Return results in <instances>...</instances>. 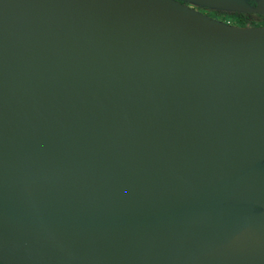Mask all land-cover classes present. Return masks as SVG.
<instances>
[{
    "label": "water",
    "instance_id": "water-1",
    "mask_svg": "<svg viewBox=\"0 0 264 264\" xmlns=\"http://www.w3.org/2000/svg\"><path fill=\"white\" fill-rule=\"evenodd\" d=\"M263 162L264 26L173 0L0 5V264H191L262 213Z\"/></svg>",
    "mask_w": 264,
    "mask_h": 264
},
{
    "label": "bare ground",
    "instance_id": "bare-ground-1",
    "mask_svg": "<svg viewBox=\"0 0 264 264\" xmlns=\"http://www.w3.org/2000/svg\"><path fill=\"white\" fill-rule=\"evenodd\" d=\"M15 0H0V5ZM30 194L36 189H27ZM261 215L252 217L251 224L232 237L227 243L219 244L209 251L198 254L191 264H256L264 261V203ZM237 236V237H236ZM231 246V247H230ZM230 248L224 255L222 249ZM221 250V251H220Z\"/></svg>",
    "mask_w": 264,
    "mask_h": 264
},
{
    "label": "flooded vegetation",
    "instance_id": "flooded-vegetation-1",
    "mask_svg": "<svg viewBox=\"0 0 264 264\" xmlns=\"http://www.w3.org/2000/svg\"><path fill=\"white\" fill-rule=\"evenodd\" d=\"M203 16H206L210 19L219 21V22H226L228 21L229 24L231 26H233L234 24V16H232L230 14V12L233 11H222V10H217V9H210V8H206V7H202L199 5H196L194 3L191 2H187V1H183V0H173ZM245 1V3H247L249 6L251 7H256L259 3H263L264 4V0H243ZM237 13V12H236ZM238 13H243V12H238ZM246 14H251L250 16H257L260 20H261V16H263L264 14H258V13H246ZM248 16V18L250 17ZM262 168L264 170V162L262 165ZM253 212H260V208L255 207L253 208Z\"/></svg>",
    "mask_w": 264,
    "mask_h": 264
},
{
    "label": "trees",
    "instance_id": "trees-1",
    "mask_svg": "<svg viewBox=\"0 0 264 264\" xmlns=\"http://www.w3.org/2000/svg\"><path fill=\"white\" fill-rule=\"evenodd\" d=\"M232 16H234V24L233 26L236 27H248V16L251 14L246 13H236V12H230ZM252 26H264V15L261 16V20L259 23L252 24Z\"/></svg>",
    "mask_w": 264,
    "mask_h": 264
},
{
    "label": "rangeland",
    "instance_id": "rangeland-1",
    "mask_svg": "<svg viewBox=\"0 0 264 264\" xmlns=\"http://www.w3.org/2000/svg\"><path fill=\"white\" fill-rule=\"evenodd\" d=\"M248 27H252V24H255V23H259L260 22V19L257 17V16H250L248 18ZM260 170H263L262 166L260 167ZM264 171V170H263ZM243 191L239 192V195H242ZM264 203V202H263ZM262 203V204H263ZM263 209V208H262ZM261 215V214H260ZM256 216H259V215H256ZM237 237V236H236ZM231 247V246H230ZM230 248H226V249H222V253H220V255H224ZM221 251V250H220ZM226 251V252H224Z\"/></svg>",
    "mask_w": 264,
    "mask_h": 264
},
{
    "label": "built area",
    "instance_id": "built-area-1",
    "mask_svg": "<svg viewBox=\"0 0 264 264\" xmlns=\"http://www.w3.org/2000/svg\"><path fill=\"white\" fill-rule=\"evenodd\" d=\"M222 23H225V24H227V25H230L228 21H226V22H222Z\"/></svg>",
    "mask_w": 264,
    "mask_h": 264
}]
</instances>
